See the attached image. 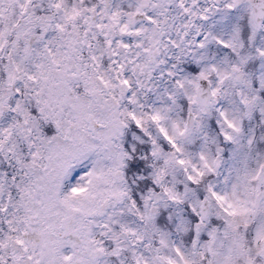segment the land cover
<instances>
[{"label":"rangeland","instance_id":"obj_1","mask_svg":"<svg viewBox=\"0 0 264 264\" xmlns=\"http://www.w3.org/2000/svg\"><path fill=\"white\" fill-rule=\"evenodd\" d=\"M14 1L15 4L7 17L8 30L4 33L3 30L7 29L6 17H2L1 12L6 7L10 9V4ZM27 1H29V4L25 6L24 3ZM39 1L0 0V47L2 46L0 51V82L3 86L0 97V153L5 157L7 163L12 166L13 164L16 165L15 170H10V179L20 177V169L23 166V155L21 156L19 148L17 150L14 149V145L11 142L10 131L15 128L12 126L13 123L9 121L12 118L14 121H19L17 123L18 129L31 127L30 131L34 130L31 123L21 120V117L26 113L25 101L17 99L19 91L21 92L20 86L22 84L28 90H36L39 86L42 87V94L38 97L43 105L48 103L51 98L64 99L63 106L67 108V111L65 110L66 114H74L79 118L76 120H84L86 115L91 114L94 118L105 121L107 127L113 128L112 133L116 131L115 125L111 121L113 120L111 100L109 99V102H106L101 96L103 91L100 89L106 90L110 88L107 77L103 72V79L101 80L99 76L96 88L93 86L91 80L96 78L98 73L93 71L91 78L84 85L85 91L76 95L75 92L69 90L70 74L73 71L81 73V65L76 58L73 60L70 56H66L63 61L58 62L62 66V68H58L56 66L58 48L53 47L51 39L48 37H43L42 39L43 45L52 46L49 49L48 55H37L38 46H32L30 52L24 51L22 57L26 60L18 58V55H16L17 51L14 47L16 46L17 36L23 37L29 35L31 30V34L33 35L35 22L41 25V27L48 25L47 22H49L48 19L50 17L37 4ZM41 1L43 8L47 6L50 9L55 7V2L60 3V0ZM14 8H16L17 13H14ZM128 8L129 6L127 5L123 6V10H127ZM21 9H24L22 16H19L21 20L18 23H21L14 26L16 27L14 34L10 35L9 31L12 25L17 22L16 19L13 20V17L16 18L17 15H20ZM50 12L52 13V11ZM251 19L252 17L246 15L245 24L246 27L248 26L247 30L250 35L248 42L238 41L237 36L233 33L230 37V44L228 43L231 51H247L244 57L238 58L237 55L233 54L236 59L231 60L232 62L227 65H225V62L223 64L218 60L212 62L219 77H222L225 83L221 84L219 82L220 79H215V86H213L216 98L213 99L207 109H201L195 100L191 101L196 116L194 115V126L188 134L185 135L183 131L184 120L180 118L181 112H183V103L178 104L180 112L176 116L169 100L166 102L161 94L163 92L166 94V98H172L183 91L187 96H192L195 86V76L193 74L188 76L189 83L186 88L182 85V78L180 75L178 76V71L180 72L181 70L180 65L183 64V67L186 62L187 66L203 59L200 56L204 50V45L208 41L217 39V37L223 40L224 37L221 33L216 34L218 35L216 36L211 31L209 32L208 27L204 29V35L197 41L192 42L188 40L183 48H168L162 52L155 64L151 68H146L143 72L145 77L150 79L147 81L148 86L146 90H138L137 92L134 89L132 94L128 96L130 100H126L125 103L121 104L119 116L122 121L127 122L125 130L132 128L129 120L139 121L141 119L140 113L143 111L149 110L147 114H143V118L145 121L152 119L153 123L152 127L148 128V126H145L142 128V131L147 134L148 139L151 141L148 157L150 162L144 161L142 164L144 167H148L153 181L150 184L152 188L150 187L145 192L144 196H142V202L139 204L142 210L145 211V216L142 215L139 208L138 211L133 209L135 201H132L130 198L126 199L121 186L123 179L118 181L113 176L114 171L121 167L123 159V148L120 143L115 145L114 137L110 139V135L106 132L100 133V137L111 140V143L107 144L109 147L107 152L103 144L97 143L98 139H101L97 135L88 136L85 139V144L77 143L76 138L80 135L74 137L70 134L65 137L53 136L51 140L45 142V146L44 144H40V153L34 155V159H40L43 163L35 179L37 198L40 199L42 197L45 203V206L42 208V217L43 219H47L48 225L52 228L55 224L56 214L58 215L57 224L59 226V219L63 215L74 209L78 211L77 220L71 228L72 235L69 238H62L59 229L56 239L51 237L43 238V242L49 248L52 246V251L56 250L53 254L51 251L42 252L30 249L27 250L26 255L25 251H23L22 255L23 248L15 246V252L12 257L0 255V264H44L49 260L51 261L52 258L53 261L47 264H74L76 260L80 261L79 264H104L103 260L106 258L107 264H112L113 258L119 259L122 264H159L157 258L161 254H164V251L162 247L157 246L155 243V236L158 233H156L157 227L153 216H156V212L158 213L160 207L163 208L182 196L185 202L184 215H186V220H188V227L193 230V209L199 214L200 199L211 194L210 188L201 184L205 182L202 174H205V171H207V174H211L214 162H220L222 159L228 160L226 161L227 164L222 163L223 166L219 165L217 178L220 181V183L218 182L220 189L217 192L226 197L227 203L222 202V204L231 209V211H235L233 213L235 214L238 211L236 210L238 203L241 200L246 201V198L242 196V193H245V179L242 171H244V166L254 156L246 145H241V142L238 141L234 148L231 149V155H225V152L221 151L217 154H206L201 145L197 150H187L188 152H194L198 158L203 156L201 161L189 156L183 157L186 162L185 166L191 167L192 165V168L195 170V173L192 175V181H189V170H184L185 167L183 166V162H181L180 155L169 148H163L157 138L158 136H162L164 139L172 138L173 140H178L179 144L184 145L185 141H190L191 138L195 137L196 129L200 126L199 120L197 123L198 116L200 115L205 119L203 124L206 125L208 136L211 134L212 128L215 127L216 123H221L218 118L221 115L224 116L227 124L233 126V131L237 132L238 125L235 116H231L232 110H234L233 113L237 112L241 115L239 116V121L245 113L249 115L255 110L259 101L257 89L253 88L252 92L254 91V94H250L251 90L246 89L245 86L248 83L250 88L253 87L247 78L249 71L250 75H256V82L258 84L260 82L259 73L263 74L264 72V46L262 47L264 41H262V45L258 41L255 25ZM55 24H58L60 27L59 20H56ZM206 32H208L207 35L205 34ZM45 33L49 34L51 32ZM5 37L7 40H4ZM63 39L69 45H74L73 39L66 35L63 36ZM10 49L14 50L12 53L13 58L8 60L7 55ZM259 52L262 58L261 55L257 57ZM246 64L249 68L245 67ZM232 65L238 67L236 73L230 72ZM65 67L74 69L70 71V74H64L59 82H57V76L62 75ZM148 69L154 71L149 73ZM169 78H172L174 84L178 85L179 83V89L175 90L176 92L174 93L169 92L171 85L164 82L165 79L169 80ZM139 81L141 80L139 79ZM228 82L242 85L245 88V92L241 88L238 93L226 96L224 88H226L225 84ZM117 86L118 83L116 84ZM184 104L186 105L188 102ZM43 112L46 113V110ZM185 113L186 109L182 115L185 116ZM2 114L6 115V118H10L9 121ZM206 119H208V123ZM22 134L24 136V133ZM138 140L142 142L141 138ZM229 158L234 159V162H231ZM196 160L199 162V165ZM232 163L235 165L234 167H232ZM183 170L185 173L183 179H181L182 174L180 171ZM71 177V185L65 187L63 185L64 181L69 180ZM4 182H8V180L6 178L3 181L0 180V186L4 185L2 184ZM164 185L169 188H161ZM176 188L178 194L174 195ZM253 196L255 200L250 206V212L252 213L244 215L245 221L250 219L249 227L251 230L245 226L241 227V229L251 232L250 238H245L246 235L240 230H237L234 235L230 233L231 224L239 227L240 218L238 215L232 216L231 212H217L215 209L213 213L215 216H219L220 220H228L230 217L229 225L225 222L223 228L220 229L210 225L212 217L210 210L208 211L206 218L201 221L199 226L202 245L201 252L204 257L201 261L202 264H264V241L259 251L255 245L259 241V227L263 226V223L260 224L257 214L264 195L258 191ZM33 201L35 202V200ZM188 215L190 216L188 217ZM249 216L251 217L249 218ZM150 217H152L151 220L148 219ZM183 221L184 219L181 217V222L183 223ZM204 221L206 222L204 223ZM22 228L23 225L20 229ZM160 231L163 230H159V234ZM16 238L19 239L18 235ZM198 239L199 236L197 239H194L192 236L189 243H197ZM243 241L249 245V250H247V255L243 257V261H240L237 258L242 257L241 253L235 255V252L238 253ZM16 243L17 241H15ZM194 248H196V245ZM203 248L206 249L204 252ZM174 251L180 252V245H175ZM258 253L262 257V262L254 260L258 258ZM27 257L33 259L28 260Z\"/></svg>","mask_w":264,"mask_h":264},{"label":"flooded vegetation","instance_id":"obj_2","mask_svg":"<svg viewBox=\"0 0 264 264\" xmlns=\"http://www.w3.org/2000/svg\"><path fill=\"white\" fill-rule=\"evenodd\" d=\"M90 1L93 4L91 6L94 11L93 23L90 22L89 12L88 18L84 19L81 27L85 38L84 44H87L89 51L84 45L82 51L100 54L101 60L98 63L100 68L103 70L108 69L110 76L113 78H111V82H116V84L118 82L119 88L124 94L126 93L127 86L141 84L140 87L138 85L139 88H146L148 85L147 81L150 80L148 78L144 80L143 78L145 77L143 72L146 68L152 67L160 54L166 49H175L181 47V45L183 47L184 42L190 39L192 42L200 39L204 24L210 26L212 34L221 33L224 37H222L223 41H228L231 37L229 34V24L233 23L232 20L236 16H239L240 6L244 5L243 13L249 7L247 0H238V2L234 0ZM124 5L129 6V8L123 10ZM135 13L141 19L133 24H128V17ZM245 13L248 14V12ZM203 14L205 15V21ZM260 30L261 34L259 37L264 40V19ZM223 53H227V51ZM149 59H151V62ZM202 69V67H199L192 69L191 72H201ZM148 71L152 73L154 70L148 69ZM137 77L141 81H137ZM209 80L212 84L211 81L213 79ZM212 87L214 88L213 85ZM107 98H110L112 103L119 107L121 97L118 94L109 93ZM34 101L36 102V99H30L31 106ZM52 103L54 108L63 105L57 99H53ZM30 111H36V109L32 108ZM62 111L63 108L59 107L55 118L48 116L45 123L46 128L52 127L55 129L54 135L61 134L65 136L64 134L70 131L79 134L85 133L86 130L93 135H96L98 132L99 135L102 132L112 134L115 138L122 135L120 127L115 128L116 132L112 133L114 129L107 127L104 121H96L91 117L87 118L86 125L65 122L66 119L62 118ZM27 117L31 118L32 121L42 123L40 116L36 113L29 112ZM249 117H253V115H249ZM257 119L258 123L256 126L260 129L255 131V133H258L255 141L258 142L259 153H262L261 160H263L264 113L259 115ZM248 126L251 131L254 123L248 120ZM52 131L54 130L52 129ZM39 147L40 142L37 140V133L25 130L24 136L20 138L23 166L20 171V177L12 178L13 181H18V189L6 188L5 183L4 186H0V238L2 239L6 234H9V237L6 239L7 244L0 246V255L5 253L7 257H10L12 253L14 254L15 245L11 247V239H13L14 236L12 237V235L14 233L10 235L7 227L10 225V217L19 216L22 219L19 217L18 230L20 229V225H23V230L19 233L20 241L18 242L21 248L23 250H51L52 252V246L49 248L43 242V238H57L58 215H55L53 228L48 225L47 219H43L42 217V208L45 206V203L42 197L40 199L37 198L35 179L43 163L40 159H34V155L40 153ZM33 152L35 153L33 154ZM1 156L0 170H6L8 166L1 161ZM261 172L260 176L263 175L262 182L264 183L263 169ZM10 180L8 179L6 184H10Z\"/></svg>","mask_w":264,"mask_h":264},{"label":"water","instance_id":"obj_3","mask_svg":"<svg viewBox=\"0 0 264 264\" xmlns=\"http://www.w3.org/2000/svg\"><path fill=\"white\" fill-rule=\"evenodd\" d=\"M253 9L254 17L256 20L257 25L260 24L261 19L264 15V0H249ZM133 19L130 18V22H132ZM196 97L203 100V103L206 104L209 101V98L211 97L210 94V87L206 80L203 78H198V87L196 90ZM190 124V114L186 122V128ZM207 211V200L203 199L202 205H201V216L204 217ZM75 213H71L69 215L64 216L61 219V226L65 229L64 235L68 233V227L74 222ZM160 262L170 264L168 261H165L164 259L160 258Z\"/></svg>","mask_w":264,"mask_h":264},{"label":"trees","instance_id":"obj_4","mask_svg":"<svg viewBox=\"0 0 264 264\" xmlns=\"http://www.w3.org/2000/svg\"><path fill=\"white\" fill-rule=\"evenodd\" d=\"M131 187H132L131 185L128 186V188H131ZM176 206H177V205H174V207H173V206L171 207V211H172V213H174V220H176V218H177V216H178L177 213L174 211V209H176ZM173 234H174V233L171 232V239H172V240H173ZM164 252H165L166 254H168L169 256H172V255H171V254H172L171 250L168 251V250L166 249V247H164Z\"/></svg>","mask_w":264,"mask_h":264}]
</instances>
